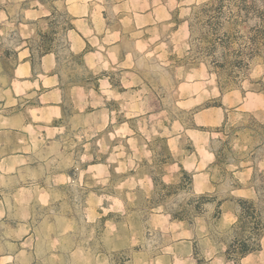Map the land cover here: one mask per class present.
Here are the masks:
<instances>
[{
	"label": "rangeland",
	"instance_id": "obj_1",
	"mask_svg": "<svg viewBox=\"0 0 264 264\" xmlns=\"http://www.w3.org/2000/svg\"><path fill=\"white\" fill-rule=\"evenodd\" d=\"M204 1L0 0V264H264V231L226 256L252 226L239 200L264 216V41L216 80L189 27ZM49 30L63 99L46 123L15 67L31 47L38 77ZM182 169L192 185L166 193Z\"/></svg>",
	"mask_w": 264,
	"mask_h": 264
},
{
	"label": "trees",
	"instance_id": "obj_2",
	"mask_svg": "<svg viewBox=\"0 0 264 264\" xmlns=\"http://www.w3.org/2000/svg\"><path fill=\"white\" fill-rule=\"evenodd\" d=\"M65 23L66 28H74L68 20ZM194 25L201 28L197 38L204 44L200 48L201 56H197V59H203L208 73L215 74L216 80L220 81L222 77L225 85L236 83L248 67L249 60L259 53L264 41V0H206L198 4L192 12L190 29ZM52 34L53 30L42 34L44 40L40 49L42 54L54 52L58 58L51 42ZM29 49L30 57H33L31 47ZM84 53L85 51H82L74 58H79ZM214 154L217 159L219 154ZM181 174L178 183H162L166 193L192 185L193 173L182 169ZM209 199L207 194H199L190 200H195L193 208L197 210L200 202ZM239 201L240 212L236 225L243 223V219L247 217L252 226L248 234L242 238L236 237L228 244L226 256L235 260L257 250L264 231V216L256 213L254 202L246 199ZM184 213L186 211L182 209L180 212L171 213V216L183 220ZM215 214H220L219 205L216 206Z\"/></svg>",
	"mask_w": 264,
	"mask_h": 264
},
{
	"label": "crops",
	"instance_id": "obj_3",
	"mask_svg": "<svg viewBox=\"0 0 264 264\" xmlns=\"http://www.w3.org/2000/svg\"><path fill=\"white\" fill-rule=\"evenodd\" d=\"M27 12H38V8L34 7L28 9ZM47 14H38L37 18L46 17ZM37 18H31L35 22ZM34 24V23H33ZM28 35L24 36V41L28 39L30 33L34 32V29L31 28V25H28ZM74 30V28L72 29ZM24 53V59H22L15 67L16 74L26 82H29L31 85L30 89H34L36 98L39 100L41 105L30 107L31 110H36V114L39 117L38 121L50 123L52 120L60 117L62 114V99L63 92L61 87L59 86V77L56 73L48 72L52 71V69L57 64L56 56L52 53H44L40 56L39 59V71L37 74V78L33 81L29 80L28 77L32 75L34 70V64L30 57V49L28 46L23 45L17 50V54ZM46 80L52 81L51 84L45 85L44 82ZM42 88V89H41ZM29 89V90H30ZM38 90V91H36ZM37 107V108H36ZM215 108L214 106H211ZM196 174H194L195 176Z\"/></svg>",
	"mask_w": 264,
	"mask_h": 264
}]
</instances>
